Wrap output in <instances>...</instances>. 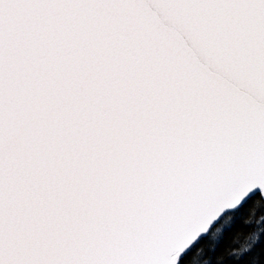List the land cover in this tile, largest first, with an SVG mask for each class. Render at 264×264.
<instances>
[{
	"label": "snow or ice",
	"instance_id": "snow-or-ice-1",
	"mask_svg": "<svg viewBox=\"0 0 264 264\" xmlns=\"http://www.w3.org/2000/svg\"><path fill=\"white\" fill-rule=\"evenodd\" d=\"M257 206L264 0H0V264H264Z\"/></svg>",
	"mask_w": 264,
	"mask_h": 264
},
{
	"label": "trees",
	"instance_id": "trees-1",
	"mask_svg": "<svg viewBox=\"0 0 264 264\" xmlns=\"http://www.w3.org/2000/svg\"><path fill=\"white\" fill-rule=\"evenodd\" d=\"M264 206L246 208L238 217H229L224 225L216 233L214 241L224 240L226 252L231 255H237L245 249L252 241L253 235L249 226L262 225L264 222ZM230 229L226 235V230ZM215 246L205 245L197 251L193 257V264H224L221 257L213 254L212 248Z\"/></svg>",
	"mask_w": 264,
	"mask_h": 264
}]
</instances>
